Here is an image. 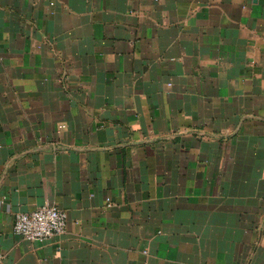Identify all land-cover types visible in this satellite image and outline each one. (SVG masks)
<instances>
[{"label": "crops", "instance_id": "0c3cea01", "mask_svg": "<svg viewBox=\"0 0 264 264\" xmlns=\"http://www.w3.org/2000/svg\"><path fill=\"white\" fill-rule=\"evenodd\" d=\"M0 264H264V0H0Z\"/></svg>", "mask_w": 264, "mask_h": 264}, {"label": "built area", "instance_id": "2783aa9c", "mask_svg": "<svg viewBox=\"0 0 264 264\" xmlns=\"http://www.w3.org/2000/svg\"><path fill=\"white\" fill-rule=\"evenodd\" d=\"M66 212L56 207H41L30 213H19L14 218L13 233L22 241L42 244L65 233Z\"/></svg>", "mask_w": 264, "mask_h": 264}]
</instances>
